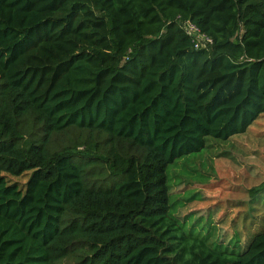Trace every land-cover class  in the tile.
<instances>
[{"label":"trees","instance_id":"obj_1","mask_svg":"<svg viewBox=\"0 0 264 264\" xmlns=\"http://www.w3.org/2000/svg\"><path fill=\"white\" fill-rule=\"evenodd\" d=\"M263 113L264 0H0V264H264V219L216 244L167 180Z\"/></svg>","mask_w":264,"mask_h":264},{"label":"rangeland","instance_id":"obj_2","mask_svg":"<svg viewBox=\"0 0 264 264\" xmlns=\"http://www.w3.org/2000/svg\"><path fill=\"white\" fill-rule=\"evenodd\" d=\"M167 180L170 215L187 230L212 234L216 244L233 249L237 241L242 251L264 219V189L250 192L264 183V113L228 140L206 138L203 150L167 168Z\"/></svg>","mask_w":264,"mask_h":264},{"label":"built area","instance_id":"obj_3","mask_svg":"<svg viewBox=\"0 0 264 264\" xmlns=\"http://www.w3.org/2000/svg\"><path fill=\"white\" fill-rule=\"evenodd\" d=\"M184 33L191 39L195 49H205L212 44L211 38L202 34L197 26L190 21L179 23Z\"/></svg>","mask_w":264,"mask_h":264}]
</instances>
